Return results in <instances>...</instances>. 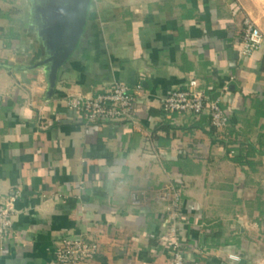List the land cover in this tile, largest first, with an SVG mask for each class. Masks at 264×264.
<instances>
[{
	"label": "crops",
	"instance_id": "1",
	"mask_svg": "<svg viewBox=\"0 0 264 264\" xmlns=\"http://www.w3.org/2000/svg\"><path fill=\"white\" fill-rule=\"evenodd\" d=\"M73 10L0 0V200L21 193L0 264H173L160 199L171 187L188 190L180 229L192 260L264 264V42L250 54L242 43L246 16L264 31V0H90L52 85L59 21ZM116 80L145 84L136 125L89 123L69 107ZM189 87L221 99L225 128L208 109L162 111L165 95ZM66 236L101 250L61 263Z\"/></svg>",
	"mask_w": 264,
	"mask_h": 264
},
{
	"label": "built area",
	"instance_id": "2",
	"mask_svg": "<svg viewBox=\"0 0 264 264\" xmlns=\"http://www.w3.org/2000/svg\"><path fill=\"white\" fill-rule=\"evenodd\" d=\"M243 24V52L250 54L263 44L264 31L250 16L244 18ZM144 90L145 84L142 81L131 85L116 80L109 89L104 91L91 95H85L82 92L74 93L70 96L68 104L71 109L82 111L89 123H97L101 120H127L136 125L135 104L137 97L142 95ZM161 109L165 114L171 115L180 112L201 114L208 109L210 120L215 127L225 128L229 123V116L221 99L212 98L211 95L195 90L193 87L171 90L163 97ZM144 156H149V154L144 152ZM187 193L186 187H171L166 194L160 197V199L169 200L168 210H170V225L173 234V264H200L199 261L190 258L192 245L190 247L188 238L180 229V225L185 220L183 203ZM20 195V191L14 189L0 200V244L8 240L12 234L17 212L16 201ZM135 197L137 198V195ZM191 244L196 246L197 241ZM100 250L101 247L97 242L84 237L66 236L60 240V245L55 250V258L61 263L87 262L95 259Z\"/></svg>",
	"mask_w": 264,
	"mask_h": 264
},
{
	"label": "water",
	"instance_id": "3",
	"mask_svg": "<svg viewBox=\"0 0 264 264\" xmlns=\"http://www.w3.org/2000/svg\"><path fill=\"white\" fill-rule=\"evenodd\" d=\"M70 7H73V14L70 16H64L60 19L59 25L62 35L55 42L59 43L60 50L52 60V75L51 84H54L56 72L62 61L73 50L74 46L78 42L79 36L82 33L83 26L87 17V9L90 0H65ZM57 43V44H58ZM57 46V45H56Z\"/></svg>",
	"mask_w": 264,
	"mask_h": 264
},
{
	"label": "rangeland",
	"instance_id": "4",
	"mask_svg": "<svg viewBox=\"0 0 264 264\" xmlns=\"http://www.w3.org/2000/svg\"><path fill=\"white\" fill-rule=\"evenodd\" d=\"M228 173L230 175H232V170L231 169H226V171H224L223 175L225 174V176L227 177Z\"/></svg>",
	"mask_w": 264,
	"mask_h": 264
},
{
	"label": "trees",
	"instance_id": "5",
	"mask_svg": "<svg viewBox=\"0 0 264 264\" xmlns=\"http://www.w3.org/2000/svg\"><path fill=\"white\" fill-rule=\"evenodd\" d=\"M224 248L227 247L225 244H223ZM235 250V249H234Z\"/></svg>",
	"mask_w": 264,
	"mask_h": 264
}]
</instances>
